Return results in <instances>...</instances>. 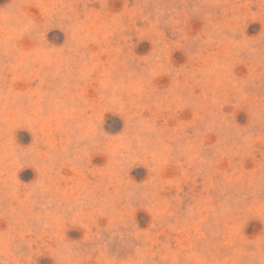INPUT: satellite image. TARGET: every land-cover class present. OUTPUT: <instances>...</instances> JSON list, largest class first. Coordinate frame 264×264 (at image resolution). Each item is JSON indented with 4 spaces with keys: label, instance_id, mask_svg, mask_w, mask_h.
<instances>
[{
    "label": "rangeland",
    "instance_id": "obj_1",
    "mask_svg": "<svg viewBox=\"0 0 264 264\" xmlns=\"http://www.w3.org/2000/svg\"><path fill=\"white\" fill-rule=\"evenodd\" d=\"M0 264H264V0H0Z\"/></svg>",
    "mask_w": 264,
    "mask_h": 264
}]
</instances>
